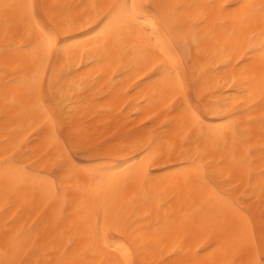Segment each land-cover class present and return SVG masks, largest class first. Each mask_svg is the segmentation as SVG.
Masks as SVG:
<instances>
[{"label":"bare ground","instance_id":"bare-ground-1","mask_svg":"<svg viewBox=\"0 0 264 264\" xmlns=\"http://www.w3.org/2000/svg\"><path fill=\"white\" fill-rule=\"evenodd\" d=\"M0 2L43 5L38 14L79 37L107 10L97 6L120 0ZM128 2L171 6L162 10L166 35L129 36L116 27L106 39L45 53L26 46L21 10L0 11V260L7 249L15 264H58L66 252L81 264H107V255L88 250L89 225L105 215L139 239L141 264L185 260L215 241L208 258L230 260L224 249L234 217L218 193L234 189L250 208L247 227L259 229L264 22L248 6L264 0ZM177 72L183 91L171 86ZM69 132L113 149L83 155L94 162L79 166L95 173L71 182L53 164Z\"/></svg>","mask_w":264,"mask_h":264},{"label":"snow or ice","instance_id":"snow-or-ice-1","mask_svg":"<svg viewBox=\"0 0 264 264\" xmlns=\"http://www.w3.org/2000/svg\"><path fill=\"white\" fill-rule=\"evenodd\" d=\"M43 5L36 4H12L0 2V11L6 16L14 10L23 12V20L26 22V31L29 34V41L26 46H34L37 49H42L45 53L55 49L57 54L64 49L79 45L86 41L106 39L107 36L116 28L126 30L129 36L139 37L142 34H147L151 31L152 34L159 35L164 32V17L162 10L169 5H151L131 2L128 0H120L118 3L110 5H100L97 7L106 8L103 15L89 33H82L79 37L66 35L64 24L55 17H46L37 13V8H42ZM248 7L258 8L262 22H264V3L259 6L250 5ZM148 22L151 29L144 28L142 25ZM159 24V27L157 26ZM260 55L264 57V41L260 44ZM175 68L179 67L177 58L173 59ZM166 71V69H165ZM160 72L154 73V76H159ZM177 79L171 84L173 88H178L181 91L184 89V82L179 79V73H176ZM151 79V78H150ZM36 88L42 86L38 77L33 78ZM184 103L186 108L191 112L193 119H199L196 112L199 111L195 101L189 102L185 97ZM151 148V145H149ZM113 149L108 145H91L88 143L76 140L72 133L69 132L64 140V149L60 159L53 161V164L64 172L69 173L68 180H79L86 178L95 173L93 169H82L77 160L78 156L98 154L100 152H109ZM144 162L141 161L137 166V171H143ZM145 175H150L145 173ZM63 183V180L61 181ZM234 189L232 192L220 191L218 195L224 199L225 207L229 209L234 217L233 223L228 224L227 228L230 231V240L227 252L231 249L233 259H226L222 262H217L215 259L208 257L217 250L219 241H215L201 252L190 255L187 259L175 261L174 257H170L171 264H264V208L260 211L261 223L258 231L251 230L247 227L249 223L245 213L251 215L250 208L244 207V202L238 197L234 198V193L238 192ZM238 218V223H237ZM119 232L120 236H111L110 232ZM90 243L88 250L94 254L107 255L109 259L107 264H141L136 258L140 254V241L129 230L126 223L120 224L110 222L105 215L103 222L97 216L96 222L89 225ZM5 259L0 260V264H15L14 260L9 259V252L5 250ZM179 255V252L177 253ZM238 256L239 258H235ZM58 264H81L74 259L68 257V253H64Z\"/></svg>","mask_w":264,"mask_h":264},{"label":"rangeland","instance_id":"rangeland-1","mask_svg":"<svg viewBox=\"0 0 264 264\" xmlns=\"http://www.w3.org/2000/svg\"><path fill=\"white\" fill-rule=\"evenodd\" d=\"M39 14L41 15V13L39 12ZM192 97V99H194L193 98V95L191 96ZM139 122H140V117L139 116H134L133 118H132V123L134 124V126H137L138 124H139ZM146 123V124H145ZM143 124L144 125H150L151 124V121H150V119L149 118H147L146 120H145V122H143ZM77 160L80 162V164L82 165V167H89L91 164H93V162H94V160H91V159H89V158H87V157H85V156H83V155H81V156H78L77 157Z\"/></svg>","mask_w":264,"mask_h":264}]
</instances>
